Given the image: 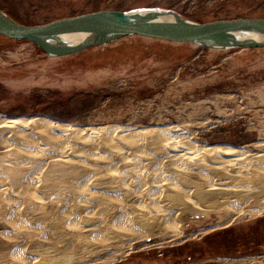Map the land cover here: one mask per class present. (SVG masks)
<instances>
[{"label":"rangeland","instance_id":"374dc122","mask_svg":"<svg viewBox=\"0 0 264 264\" xmlns=\"http://www.w3.org/2000/svg\"><path fill=\"white\" fill-rule=\"evenodd\" d=\"M137 8H155L198 23L264 18V0H0L2 12L25 26L95 11ZM27 118L78 129L174 127L196 146H224L247 156L264 155V48L210 50L131 36L52 58L32 43L0 37V120ZM21 145L15 143L12 149ZM2 146L0 143V165L14 167L24 159ZM27 161L35 175L36 182L31 187L34 197L51 196L47 190H70L87 176L72 165H44V159ZM91 165L102 166L96 167L100 174L105 168L103 163ZM145 168L142 165V170ZM25 174L24 170L9 172L20 178ZM258 176L254 174V178ZM179 178L182 185H202L199 178ZM109 180L104 178L102 182ZM88 190L99 188L90 181ZM17 194L16 203L22 213L15 221L21 223L18 234L23 239V250L41 252L32 226L41 222V229L50 235V222L58 219L61 204L50 200L32 203L20 191ZM262 200L259 192L254 193L240 210L256 208ZM218 202L204 204L209 210L206 215L177 223L179 237L158 229L157 235L138 242L128 237L114 239L102 249L99 247L97 254L80 250L84 258L81 264H264V256L250 262L254 252L238 250L250 244L246 236H254L255 232L249 227L264 216L227 217L230 211L225 210L226 204ZM1 205L2 201L0 264H11L13 244L2 236L11 230L3 223ZM225 218L232 219L226 228L222 224ZM64 227L58 222L56 233L62 234Z\"/></svg>","mask_w":264,"mask_h":264},{"label":"bare ground","instance_id":"6f19581e","mask_svg":"<svg viewBox=\"0 0 264 264\" xmlns=\"http://www.w3.org/2000/svg\"><path fill=\"white\" fill-rule=\"evenodd\" d=\"M72 44L71 41L51 43L57 48ZM0 134L2 147L12 151L15 157L24 158L14 167L0 165L3 223L11 230L2 236L13 244L9 253L11 264H81L84 258L79 255L80 250H87L89 255L98 253V248L111 240L128 237L138 242L157 235L158 229L171 237H179L177 223L180 225L187 218L206 215L209 212L204 206L206 203L221 201L226 204L225 210L230 211L227 217L264 216V187H261L264 155L247 156L241 150L224 146H196L174 127L78 129L45 119L27 118L0 120ZM15 143L25 146L12 149ZM42 159L44 165H72L87 176L70 190H47L51 196L34 197L32 191L35 190L31 187L35 185V175L27 160ZM96 163L104 164L101 174L96 172L98 165H91ZM142 165L146 166L144 170ZM20 170L26 172L22 178L9 175V172ZM256 173L259 176L254 178ZM179 176L199 178L202 185H182ZM104 178L110 180L102 182ZM90 181L99 190H88ZM225 181L234 185L229 187ZM254 185L258 186L255 190ZM256 190L263 197L261 204L241 211V205L257 194ZM18 191L32 203L44 204L50 200L61 204L57 208L58 219L49 224L50 235L41 229V222L32 226L41 252L25 253L23 250V239L18 234L21 223L15 221L22 213L16 203ZM224 221L222 224L226 228L232 219ZM58 222L66 229L60 235L55 230ZM220 263L240 264L236 261Z\"/></svg>","mask_w":264,"mask_h":264},{"label":"water","instance_id":"95a60500","mask_svg":"<svg viewBox=\"0 0 264 264\" xmlns=\"http://www.w3.org/2000/svg\"><path fill=\"white\" fill-rule=\"evenodd\" d=\"M131 36L191 44L210 50L263 49L264 18L198 23L155 8H137L128 11H95L41 25L25 26L0 11V37L32 43L52 58L103 47ZM54 41H71L73 44L57 48L51 45Z\"/></svg>","mask_w":264,"mask_h":264},{"label":"flooded vegetation","instance_id":"af4514ba","mask_svg":"<svg viewBox=\"0 0 264 264\" xmlns=\"http://www.w3.org/2000/svg\"><path fill=\"white\" fill-rule=\"evenodd\" d=\"M249 228H253V232H255V235L251 236L250 237V234L249 236H246V239H248V242H250L249 245H247L246 247H241L240 249H238L240 252L241 250L243 251L244 249H248L249 251H253L254 253L253 254V258L254 259H251V260H255L256 259H260V258H263L264 256V219H258L256 220L255 223H253V225ZM242 235L244 236L245 238V235L246 233H242ZM244 240V239H242ZM247 242V240L245 241V243ZM205 244L206 246H208L209 243H203ZM256 256V257H255ZM253 261H250V262H253ZM238 262V261H236Z\"/></svg>","mask_w":264,"mask_h":264},{"label":"trees","instance_id":"16d2710c","mask_svg":"<svg viewBox=\"0 0 264 264\" xmlns=\"http://www.w3.org/2000/svg\"><path fill=\"white\" fill-rule=\"evenodd\" d=\"M0 11H3L2 9H0ZM11 40V39H10ZM14 41H16V40H14ZM26 42V41H25ZM111 44V43H110ZM96 48V47H95Z\"/></svg>","mask_w":264,"mask_h":264}]
</instances>
